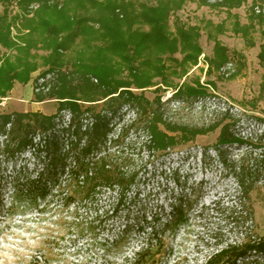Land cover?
<instances>
[{
    "label": "trees",
    "instance_id": "1",
    "mask_svg": "<svg viewBox=\"0 0 264 264\" xmlns=\"http://www.w3.org/2000/svg\"><path fill=\"white\" fill-rule=\"evenodd\" d=\"M189 1L222 9L226 17L217 24L206 20L202 25L184 24L176 17L171 32L169 17L179 12L187 0H0V102L15 83L27 84L40 67L43 70L39 77L33 79L34 100L58 102L57 112L50 115L38 111L0 113V157L14 158L26 150L43 153L45 160L47 157L41 169L19 185L20 191L27 194V202L46 200L58 178L67 176L75 193L84 198L89 199L101 189L117 190L110 216L125 212L127 194L138 173H119L108 156L99 153L112 132V120L121 116L123 109L133 112L134 117L122 130L128 133L141 128L147 136L148 151L165 155L199 135L218 130L212 148L223 168L230 164L241 199L247 198L257 180L264 182V142L253 145L236 134L233 130L238 121L230 120L229 111L204 128L178 126L163 117V90L174 89L171 98L177 100L214 97L209 91L214 88L212 81L200 83L195 79L189 83L184 78L203 54L201 30L213 42L211 55L203 58L208 76L230 62H234V71L228 77L241 75L246 67L243 53L230 51L218 37L232 32L253 47L250 35L256 27L262 34L257 58L264 69V14L252 9L247 22L241 23L232 10L247 0H219L213 4ZM227 19H232L230 26ZM48 75L50 78L42 83L48 90L35 92L38 80ZM171 76L184 81L173 83ZM150 88H154L153 99L145 95ZM99 101L104 104L99 112L80 105ZM63 110L68 111L67 122ZM257 120L263 126L260 138H264V119ZM233 146L261 151L245 166L244 159L231 163L227 148ZM66 199V206L73 203L72 197ZM190 207L188 202L174 199L168 211L160 208L150 221L143 217L133 225L160 243L163 235L187 223ZM240 207L245 209L243 204ZM239 218L241 215L234 211L228 219L237 225ZM151 220L153 225L149 226ZM256 236L245 233L240 241L219 243L220 248L203 264H253L248 261L250 255H264V237ZM164 249L161 243L158 252ZM145 255L146 251L137 252L131 264H143Z\"/></svg>",
    "mask_w": 264,
    "mask_h": 264
},
{
    "label": "rangeland",
    "instance_id": "2",
    "mask_svg": "<svg viewBox=\"0 0 264 264\" xmlns=\"http://www.w3.org/2000/svg\"><path fill=\"white\" fill-rule=\"evenodd\" d=\"M204 1L213 4L219 0ZM252 9L256 14H264V0H247L232 13L239 16L241 23H246ZM176 17L184 24L202 25L206 20L214 24L224 21L226 14L222 9L187 0L179 12L170 15L171 32ZM231 20L227 19V25L230 26ZM12 34H15L13 30ZM201 35L203 54L184 78L189 83L195 79L200 83L212 81L214 88L209 91L214 97L177 100L171 98L174 89L163 90L160 94L164 119L178 126L204 128L229 111L230 120L238 121L233 131L253 145H260L264 142L260 138L263 126L257 120L264 119V69L257 58L262 43L261 29L256 27L251 32L253 47H248L232 32L218 37L230 51L242 52L245 57L246 67L234 79L221 74L220 69L209 76L205 73L208 65L203 58L211 55L213 42L203 30ZM41 70L43 67L34 78L39 77ZM184 78L171 76L170 80L179 84ZM153 89L145 91L150 99L155 96ZM57 105L56 100L48 101L42 114L56 113ZM80 105L82 109L99 112L104 104L99 101ZM10 110L3 98L0 113ZM67 113L63 110L65 122ZM120 113L121 116L112 120V132L99 152L108 156L110 165L116 166L119 173H138L127 194L125 212L118 215L110 216L109 212L116 203L117 190L101 189L89 199L84 198L83 194L75 193L67 176L58 178L46 200L31 204L19 185L33 177L47 157L45 160L43 153L28 150L14 158L0 157V264H131L140 251H146L143 264H203L220 248L219 243L240 241L245 233L264 237V182L257 180L247 198L241 199L230 164L223 168L212 148L218 130L199 135L193 142L171 149L165 155H157L146 148L147 136L141 128L128 133L122 130L133 119V112L123 109ZM35 139L38 141V136ZM227 150L231 163L244 159L245 166L261 151L245 146ZM69 196L73 203L66 206ZM174 199L191 205L187 223L175 232L163 235L159 243L151 240L146 231L135 228L134 221H142L143 217L150 221L160 208L168 211ZM241 204L245 205L244 210ZM234 211L242 217L237 219V225L228 219ZM152 225L153 220L149 226ZM146 229L149 230L147 225ZM161 243L165 249L158 252ZM248 261L264 264V255H250Z\"/></svg>",
    "mask_w": 264,
    "mask_h": 264
},
{
    "label": "crops",
    "instance_id": "3",
    "mask_svg": "<svg viewBox=\"0 0 264 264\" xmlns=\"http://www.w3.org/2000/svg\"><path fill=\"white\" fill-rule=\"evenodd\" d=\"M38 74V71L32 74L31 80L25 84L15 83L13 85L12 90L9 92L5 99V103L8 102V106L11 108L9 112H41L43 106L48 101L37 102L35 101L33 91H32V83L34 77ZM29 87V89H27ZM4 104V102H3ZM2 113V112H1Z\"/></svg>",
    "mask_w": 264,
    "mask_h": 264
},
{
    "label": "built area",
    "instance_id": "4",
    "mask_svg": "<svg viewBox=\"0 0 264 264\" xmlns=\"http://www.w3.org/2000/svg\"><path fill=\"white\" fill-rule=\"evenodd\" d=\"M32 8H36V7H32ZM233 71V65L231 63H228L226 64L225 66H223L222 68H220V73L223 74V75H228L229 73H231ZM50 78V75H48L46 78H40L38 80V86L37 88L35 89V92H38V91H47L48 88L46 87H43L42 86V83L46 82V80H48ZM69 117V114H67V118Z\"/></svg>",
    "mask_w": 264,
    "mask_h": 264
}]
</instances>
